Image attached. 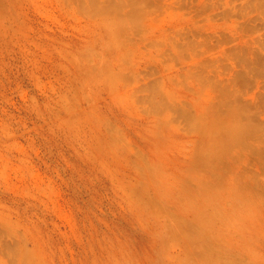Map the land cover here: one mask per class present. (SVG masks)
<instances>
[{
  "label": "rangeland",
  "instance_id": "1",
  "mask_svg": "<svg viewBox=\"0 0 264 264\" xmlns=\"http://www.w3.org/2000/svg\"><path fill=\"white\" fill-rule=\"evenodd\" d=\"M0 264H264V0H0Z\"/></svg>",
  "mask_w": 264,
  "mask_h": 264
}]
</instances>
